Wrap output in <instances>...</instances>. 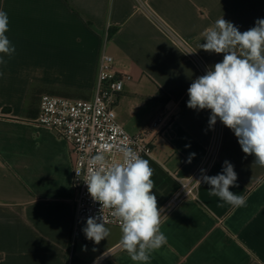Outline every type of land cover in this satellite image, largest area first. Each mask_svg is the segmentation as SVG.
<instances>
[{"label": "crops", "instance_id": "0c3cea01", "mask_svg": "<svg viewBox=\"0 0 264 264\" xmlns=\"http://www.w3.org/2000/svg\"><path fill=\"white\" fill-rule=\"evenodd\" d=\"M0 10L8 15L6 35L15 47L0 65V264H145L122 249L120 227L106 225L110 235L98 245L83 229L72 239L70 145L35 122L41 98L91 99L101 57L111 55L115 70L131 76L116 107L129 133L178 104L170 129L145 159L154 173L160 167L180 184L203 159L214 131L210 110L187 107L193 80L223 60L199 48L202 33L221 17L241 32L254 27L264 19V0H0ZM34 88L41 98L30 108ZM254 160L224 125L219 160L208 176L229 161L238 177L229 190L245 196L246 204L233 207L209 196L204 182L196 198L170 209L172 194L159 208L167 216L161 231L168 242L146 264H264V167ZM162 191L155 184L157 201Z\"/></svg>", "mask_w": 264, "mask_h": 264}, {"label": "clouds", "instance_id": "9594fccd", "mask_svg": "<svg viewBox=\"0 0 264 264\" xmlns=\"http://www.w3.org/2000/svg\"><path fill=\"white\" fill-rule=\"evenodd\" d=\"M9 18L0 10V65L4 57H11L15 47L6 33ZM205 43L199 46L206 52L223 54V60L208 68L206 74L190 84L187 107L210 110L209 125L217 119L231 129L246 155H254V163L264 167V19H257L255 26L241 32L223 17L202 33ZM3 76V72H0ZM123 159L107 165L103 153L91 159L84 182L94 201L112 210L111 215L120 223L119 241L132 261L148 262L153 251L166 245L167 236L161 225L167 216L157 206L153 193L154 169L131 147L120 150ZM76 176L81 172L75 170ZM237 173L229 161H224L220 174L204 175L202 180L210 186L208 195L218 197L233 207L246 204V197L230 191L236 186ZM200 184L201 181L197 180ZM223 203L218 206L223 207ZM104 217H89L83 232L86 239L99 244L110 235Z\"/></svg>", "mask_w": 264, "mask_h": 264}, {"label": "built area", "instance_id": "2783aa9c", "mask_svg": "<svg viewBox=\"0 0 264 264\" xmlns=\"http://www.w3.org/2000/svg\"><path fill=\"white\" fill-rule=\"evenodd\" d=\"M164 30L188 52H192L188 43L179 39L163 22ZM115 60L111 55L101 57L98 81L91 99H71L62 96L45 94L40 101V111L35 122L54 130L70 145L73 159V186L76 193L75 213L73 218L72 239L81 236L82 229L89 217L102 216L106 225L120 227L117 218L111 215L112 210L103 208L100 202L91 197L84 182L86 174L95 166L91 159L103 153L106 164L119 163L123 159L122 148L131 147L142 158L152 155L155 141L167 132L175 120L178 104L166 105L157 112L143 130L136 134L129 133L118 121L117 103L127 81L131 76L119 73L114 68ZM224 135V124L217 119L211 142L206 153L195 170L180 181L178 190L168 201L170 209L180 202L196 198L203 183L202 177L209 175L219 160ZM75 170L81 172L77 177ZM197 180H200L199 184Z\"/></svg>", "mask_w": 264, "mask_h": 264}, {"label": "trees", "instance_id": "16d2710c", "mask_svg": "<svg viewBox=\"0 0 264 264\" xmlns=\"http://www.w3.org/2000/svg\"><path fill=\"white\" fill-rule=\"evenodd\" d=\"M39 93L38 88H34L30 98V108L35 101L36 95ZM155 181V184L161 186V190L163 193V197L161 200L157 201L158 208L162 207L168 198L174 194L178 188L179 184H177L165 171H163L160 167H155V173L152 177ZM160 194V193H159Z\"/></svg>", "mask_w": 264, "mask_h": 264}, {"label": "rangeland", "instance_id": "374dc122", "mask_svg": "<svg viewBox=\"0 0 264 264\" xmlns=\"http://www.w3.org/2000/svg\"><path fill=\"white\" fill-rule=\"evenodd\" d=\"M45 94H47V93H45ZM37 97H38V98H36V100H39V101H40L41 95H38ZM161 199H162V197L160 196V197H159V200H161Z\"/></svg>", "mask_w": 264, "mask_h": 264}]
</instances>
